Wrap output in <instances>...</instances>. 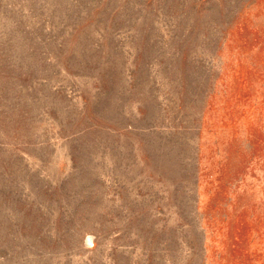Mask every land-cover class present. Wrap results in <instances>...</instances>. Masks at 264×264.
I'll use <instances>...</instances> for the list:
<instances>
[{
    "label": "rangeland",
    "instance_id": "1",
    "mask_svg": "<svg viewBox=\"0 0 264 264\" xmlns=\"http://www.w3.org/2000/svg\"><path fill=\"white\" fill-rule=\"evenodd\" d=\"M0 264H264V0H0Z\"/></svg>",
    "mask_w": 264,
    "mask_h": 264
}]
</instances>
